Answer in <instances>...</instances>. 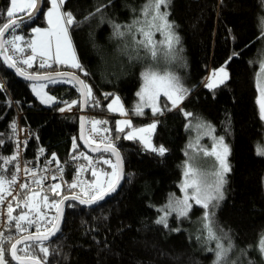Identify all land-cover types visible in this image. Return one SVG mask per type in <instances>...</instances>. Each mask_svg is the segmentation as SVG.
Here are the masks:
<instances>
[{
  "label": "trees",
  "instance_id": "obj_1",
  "mask_svg": "<svg viewBox=\"0 0 264 264\" xmlns=\"http://www.w3.org/2000/svg\"><path fill=\"white\" fill-rule=\"evenodd\" d=\"M144 4L145 0H65L63 11L82 22L79 26L69 25V33L83 71L55 64L53 68L34 66L24 70L16 64L29 75L65 71L79 75L91 89L87 112L94 113L99 121H107L101 126L114 137L124 164L123 184L116 194L93 206L66 203L55 237L20 245L17 254L20 258L36 257L42 264H213L214 253L206 249L214 245H204L202 239L203 218L192 228L174 229L171 222L167 227L156 223L161 216L158 206L180 192L184 150L189 139L187 125L200 121L211 124L229 145L230 170L224 198L216 201L218 206L209 212L217 235L227 233L231 238L229 258L234 264H264L257 250L264 234V157L257 154V145L264 139L256 87L264 56L259 26L264 9L260 0H169L167 10L179 37L177 46L183 59L181 80L186 95L178 106H163L162 115L147 113L140 117L134 114V109L145 65L125 54L126 39L114 35L112 23L132 24ZM50 6V0H43L37 18L12 29V35L23 37L19 44L24 49L21 53L29 55L33 29L46 26L44 14ZM10 7L11 0H0V30L10 23L4 14ZM4 45H8L7 39ZM223 67L228 79L213 89L207 88L209 74ZM0 73L7 86L6 89L0 84L3 157L12 154L11 128L18 113L21 123L31 132L26 158L35 163L43 158L66 163L77 155L92 156L80 144L81 98L72 81L45 82L46 92L54 99L47 105L33 93V83L13 73L1 58ZM114 94L122 98L134 127L157 123L153 143L166 149L163 155L147 150L140 141L127 139L124 132L117 131L116 117L107 108ZM69 106L75 109L74 113L63 112ZM94 157L113 159L108 153ZM104 167L107 165L100 169ZM11 174L12 168H6L0 160V176L8 179ZM24 191V196L33 197L39 209L46 206L32 194L39 193L40 199L46 197L45 201L54 203V207L68 194L80 196L50 187ZM201 210L196 208L193 214L199 216ZM187 224L183 221L184 226ZM17 239L4 244V258L9 264H16L8 249ZM40 244L48 249L47 255L40 251ZM22 248H26L27 256L20 251Z\"/></svg>",
  "mask_w": 264,
  "mask_h": 264
},
{
  "label": "snow or ice",
  "instance_id": "obj_2",
  "mask_svg": "<svg viewBox=\"0 0 264 264\" xmlns=\"http://www.w3.org/2000/svg\"><path fill=\"white\" fill-rule=\"evenodd\" d=\"M169 0H145V4L140 9L139 17L134 20V22L130 25L121 26L116 23H112V28L114 35L117 37H123L126 33L135 32L143 37V39L136 41L137 45L146 49L151 56L154 58L157 53V48L159 47L161 50L164 48H167L168 50H171L173 45L179 43V37L176 35V33L173 31L171 22L167 19V12L162 11V8L166 9L168 5ZM63 3V0H52V6L53 9L56 10V27L52 31H42L41 29H33L34 32L38 34V39L33 40L30 42L29 47L32 50V55L28 56L26 59L23 60L25 64H29L31 66V60L35 58V53L37 52L38 48L40 51V55H48L49 52L54 47V52L56 59L59 63H71V67L78 68L83 71L81 68V65L76 60L74 51L72 50L71 46V38L68 33V27L69 25H72L73 23H76L77 26H79V21H75V18L71 13H60L59 12V6ZM260 6L262 9H264V0H260ZM17 8V0H11V7L10 9L6 10L4 14H6L7 18L9 19L10 23H6L3 25V30H0V54H2L5 51V45L4 40L7 39V43L9 46H11L15 51L23 52L24 49L20 47L17 44V41H22L23 37L19 35H12V29L15 27H18V23L16 20L12 19ZM28 9L37 10V0H28L27 3ZM99 11V9H97ZM31 15V14H30ZM49 20L48 23L51 25L53 23L51 17L53 15L52 11H49L47 13ZM87 19V18H86ZM260 27H261V38H264V17H260ZM124 28V31H121V28ZM5 32H7L8 36H5ZM160 33V35L163 37L161 41L157 43V41L154 40V36L156 33ZM8 37H11L8 39ZM40 37H46V39H40ZM64 56V59H61V56ZM7 61H12L11 57L6 58ZM9 67H14L15 63L14 61L11 63H8ZM44 63L42 62L40 64V67H44ZM50 66V65H49ZM19 71V69H17ZM221 72H224V69H220ZM87 75L88 73H84ZM21 75H24V73H21ZM227 74L225 73V76ZM142 76V87L140 91H138L137 95L140 98L141 103H138L136 108L134 109L135 114H142V109L146 106L151 108V111L153 114L160 112L162 115L163 112L160 108L157 106V100L161 96L166 97L165 104H167L168 100L172 101V106L174 107L178 100L182 98V95H186V89H184L177 80L172 77L171 75L165 73L160 74L158 71L154 70V68H149L148 70L141 73ZM27 79H38L40 77H29L26 76ZM71 79L77 80L78 78L72 77ZM82 89H84V96L85 99L91 95V89L87 88L86 85H83L82 81H78ZM208 87H212V84H209ZM182 94V95H178ZM261 96L264 97V90L261 92ZM51 99V97H49ZM75 103V102H73ZM112 104H119V98L117 97ZM112 104L108 105V108L110 110L116 111L119 110L121 112V115H127L123 111L122 106L119 107V109H114L112 107ZM63 111V109H61ZM261 112L264 113V99L261 100ZM190 113H185V116H190ZM104 123L106 124L107 121H92L93 124V130H95V125ZM117 123L126 125L128 127L131 126V121H118ZM155 123L150 125L151 129L155 128ZM207 127V126H205ZM123 127L118 128L117 131H123ZM147 129H139V130H133L132 133L127 134L126 138L132 139L133 135L136 131L144 132ZM104 131H107V129H104ZM208 131H211L209 128ZM107 139V138H105ZM218 143L223 145V137H220L218 140ZM149 146L150 145H147ZM75 147V145H74ZM191 147V145H190ZM95 150V149H93ZM110 150L113 155L117 157V161L119 162V153L116 151L115 147L112 145H109L108 149H105V151ZM152 151H158L160 155H163L165 152V149L163 147L160 148H152ZM228 149L227 146H224V153L227 154ZM257 154L258 155H264V152L261 151L260 146L257 145ZM87 159V157H84ZM73 159H76V157H73ZM216 159L220 161V167L222 171L215 172L213 174L214 179L211 182V184L206 183H198L197 180L194 178V174L192 177L189 176V173L192 171L189 169L185 172L186 179L183 188L185 190V195L183 199H177L174 200L172 203L167 205L165 207V211L168 210L175 211L178 216H186L188 211L190 210L191 206L189 204V200H193L195 204L200 205L201 207L208 209L209 204L212 201H219L224 198V193L222 191L224 183H226L224 179V173L229 171L230 169L227 168L225 161L221 159L219 155L216 156ZM105 163H108V161H104ZM19 170V169H17ZM25 172L29 171L28 169H24ZM93 176L96 175V172L93 171ZM111 175L115 178H119L116 172V166H113V172ZM52 179H55V176L52 177ZM4 183H8L9 185L16 183L15 178L13 177L11 180L5 182L3 180H0V204L3 203L4 200V189L3 185ZM109 188L112 187L111 184L108 185ZM27 184H21V188H27ZM54 188H59V185H54ZM70 188H75L76 184L73 183L69 185ZM188 188H191V193H188ZM103 193L104 188L100 187L99 185L95 186V190L92 192V194L89 196V200H80V203H88L89 201H96L97 199H103ZM8 194H11V189L9 188ZM36 195V194H32ZM44 200L47 198L44 197ZM72 199H77V197H72ZM19 207V204L16 205ZM218 205L216 203H212V209L214 210ZM24 208L28 209V197L25 198L24 201ZM7 223L9 226H14L16 231L18 232H25L28 231L30 227L34 226V231L39 234L41 231V222L43 220V217L40 216L39 212L36 213L37 219H29V212L32 211V209H29L28 211L17 214L16 216H13V205L8 204L7 205ZM58 219V218H53ZM24 222V223H22ZM203 231H206V241L207 243L215 242L213 247H210L206 249L207 251H212L214 253V260L213 264H234V261L229 258V253L232 250L233 244L231 242V238L228 236L227 233H224L223 236L217 235L216 226L214 224V221L210 218L209 213H205L203 216ZM157 224H162L164 227H167V215L161 217L156 221ZM47 224H51L53 228H56L55 224H52V220H48L46 222ZM223 231V230H220ZM48 237L45 236L43 239H47ZM11 237H4L2 234H0V264H6L4 254H5V248L4 244L10 242ZM42 238L39 235H31L24 237V239L16 240V243H12L10 248L8 249L9 255L12 260L21 261L20 256L17 254V245L18 244H24L26 240L31 241H40ZM224 241L227 242V246L225 245ZM39 249L41 252L45 253L47 255L48 249L44 247L42 244L39 245ZM257 250L264 256V234H262L261 239L258 241ZM20 251H24L27 256V250L26 248L20 249ZM33 264H39V260L36 257H32Z\"/></svg>",
  "mask_w": 264,
  "mask_h": 264
},
{
  "label": "rangeland",
  "instance_id": "obj_3",
  "mask_svg": "<svg viewBox=\"0 0 264 264\" xmlns=\"http://www.w3.org/2000/svg\"><path fill=\"white\" fill-rule=\"evenodd\" d=\"M27 1L28 0H17V8L22 6V4L26 3ZM50 1H51V6L49 9H47V11L44 14V18H45L47 27L46 26L36 27L34 29L39 28L42 31H45V30L52 31L55 29V27H56V10L53 9L52 0H50ZM64 1L65 0H63V2ZM58 4H59V0H58ZM17 8H16V10H17ZM32 10L33 9H31V11ZM49 10L52 11V13H53V15L51 17L53 23L51 25L49 23L47 24V20H46V15L49 12ZM58 10L60 13H65L62 10L61 4H60ZM31 11H29V12H31ZM162 11L167 12V19L169 20V12H168L167 8L166 9L162 8ZM260 17H264V13H262L260 15ZM48 20H49V17H48ZM259 26H260V19H259ZM67 27H68V33H69V26H67ZM172 28H173V26H172ZM121 31H124L123 27L121 28ZM173 31H174V29H173ZM34 33L36 34V36L34 35ZM15 35L21 36L20 34H15ZM69 36H70V33H69ZM123 37L126 39V41L124 43L125 54L133 56L134 58H136V61H143V64L145 65V67L143 68L142 72L148 70L149 68H154V70L158 71L160 74L167 73V74L171 75L172 77H174L177 80V82L184 89H186L185 84L181 80V78H182L181 69L183 68V59H182L181 53L178 49V46H177L178 44L173 45L171 50H168L167 48H164L163 50H161L158 47L156 56L153 58L151 56V54L146 49L137 45L136 41L143 39V37L140 36L139 34H137L135 32V30H133V32L126 33ZM37 39H38V34L33 31V36H32L31 41L37 40ZM40 39H46V37H40ZM162 39H163V37L160 35V33L157 32L154 36V40L157 41V43H158ZM18 42L19 41H17V43ZM71 46H72V50L74 51L72 41H71ZM30 51H32L31 48H30ZM35 55L45 59V61H47V60L52 61L53 57H55L54 47L49 52L48 55H44V56L40 55V51L38 48ZM62 57L65 58L63 55H62ZM76 60H77V58H76ZM57 66H61V65H57ZM70 68H73V67H70ZM74 69H77V68H74ZM220 69H222V68H220ZM220 69L215 70L209 74L208 80L206 81V87L207 88L213 89V88L223 84L228 79L227 70L223 67L224 72H221ZM225 73L227 74L226 76H225ZM209 84H212L211 88L208 87ZM141 87H142V76H141V85L139 86L138 91H140ZM256 87H257V92H258L257 104L259 107L260 116H261L262 120L264 121V113L261 112V100L264 99V97L261 96V92H262V90H264V56L262 57V59L260 61V67H259V70L257 73V78H256ZM31 89H32L33 93L44 104L50 105L54 102V99L46 92L44 83H33L31 85ZM138 91H137V93H138ZM178 95H182V94H178ZM49 97H51V99H49ZM117 97L119 98V104L118 105L112 104V102ZM184 97H185V95H182V98L178 100V102L175 106H178L183 101ZM164 99L166 100V97L161 94V96L157 100V106L161 110H162L163 106L168 107V104H170L172 106L171 100H168L167 104H165ZM138 103H141V101H140L139 96L137 95V98L135 100V108H136ZM109 104H112V107L114 109H119V107L122 106L123 111L125 113H127V115H121V112L119 110H116V111L110 110L108 108ZM107 108H108V111L110 113L114 114V116L116 117L115 123H116L117 129L123 127L124 130L119 131V132H124L125 138H126V135L132 133L133 130L147 129L144 132L136 131L135 134L133 135L132 140L140 141L143 144V146L147 150H150V151H152V148L158 149L160 147H163V146L158 147L153 143V134H154L155 129L157 127V123L155 122L156 126L154 129L150 128V125H152L153 122H150L149 124L142 126V127H138V128L134 127L132 117H131L132 115L128 111V109L126 108V106L124 105V103L122 101V98L118 94L113 95V97L110 99V101L107 104ZM147 113L151 114V115H157L160 112L153 114L151 111V108L146 106L142 109V114H135V113L134 114L137 116L143 117ZM118 121H131V126L128 127L126 125L119 124V123H117ZM205 126H207V127H205ZM209 128L211 129V131H208ZM187 129L189 130V139H188V142H187L185 150H184L185 159H184V162L182 165V178H181V181L179 182L180 192L178 194H175L174 197H171L170 199H168L167 202L164 203L163 205L158 206V210H159L160 215H161V216H159V219L161 217L167 215V223L168 222L173 223L174 229L192 228L193 226L197 225L199 219L203 218V216L206 212L209 213L211 211L212 203L216 202V201L210 202L209 208L205 209L203 207L201 208L200 205L195 204V202L193 200H189V204L192 206H191L190 210L188 211L187 215L183 216V217L178 216L175 211L168 210L166 212L165 207L167 205L172 203L174 200L183 199V197L185 195V190L183 188V185H184L186 179H188L185 177V172L188 171L189 169H191L192 171L189 173L190 177H192L194 174V178L197 180L198 183L211 184V182L214 179L213 174L215 172L222 171V169L220 167V161L216 159L217 155H219L221 157V159H223L225 161V164H226L228 169L230 167L229 166V145H228V143L224 137H223V145L218 143L219 138L222 136H219L215 133L213 126L211 124L206 123V122H200V121L189 122L187 125ZM87 139L89 140V142L92 145H97V146L103 145L100 142H96L95 140H93L91 138H87ZM146 144L150 145V147L146 146ZM190 145H191V147H190ZM258 145L260 146L261 151L264 152V139ZM224 146H227V149H228L227 154L224 153ZM165 151H166V149H165ZM154 152L159 153L158 151H154ZM261 156L264 157V155H261ZM102 159H103V162L108 161V163L104 162L107 165V167L106 168L104 167V168H101V169L95 171L96 172V175H95L96 179L92 183V186L94 188L96 185L103 187L104 193H105L107 190L110 189L108 185L111 184L113 186L117 180V178H115L111 175V173L113 172V166H116V164H115L114 159H112V158L102 157ZM116 172H117V168H116ZM227 173H228V171L224 173L225 181H226ZM3 187H4V185H3ZM224 187H225V183H224L223 188H222L223 193H224ZM187 191H188V193H191L192 189L188 188ZM79 194H80V196H77V197H81V198H84L85 200H89L88 195L83 194V193H79ZM35 196L38 200H40V202H43L45 204L46 208H49V203L43 199H40L39 193H36ZM68 196H71V195L68 194ZM73 196H76V195H73ZM196 208L202 209L201 214L199 216H195V214H193V212ZM51 214L53 215V217H56L57 206H55V207L53 206V208L51 210ZM183 221L188 223L187 226L183 225ZM201 223L202 224L200 227L203 228L204 222L201 221ZM49 231H50V229L44 230V231L40 232L39 234H46ZM35 234H37V233H35ZM206 235H207L206 231H204L203 237H202L204 245H207V246L210 244L214 245L215 244L214 241L210 242V243L205 242L206 241ZM261 256H262V254H261ZM262 257L264 259V256H262ZM6 264H9V263L6 261Z\"/></svg>",
  "mask_w": 264,
  "mask_h": 264
},
{
  "label": "built area",
  "instance_id": "obj_4",
  "mask_svg": "<svg viewBox=\"0 0 264 264\" xmlns=\"http://www.w3.org/2000/svg\"><path fill=\"white\" fill-rule=\"evenodd\" d=\"M6 52L9 57L12 58L15 64H18L22 69L29 70L34 66H39L43 62L44 67L53 68L54 64L45 61V59H38L34 63L25 64L24 59L28 55H25L21 52L15 51L11 46L7 45ZM50 65V66H49ZM0 84L7 89L6 83L0 73ZM64 113H74L75 109L72 106L65 107ZM95 114L91 112H86V138H91L96 142H100L103 145H112L116 147L114 137L108 132L104 131L100 124L95 125V130H93L92 121H96ZM13 135V147L12 154L9 157H3L1 153L0 146V160L6 168H12V174L10 178L4 179L0 176V180L5 182L11 180L13 177L16 180V183L9 185L8 183L4 184V200L0 204V234L4 237L20 238L22 236H27L29 234H35L34 226L30 227L28 231L18 232L14 226H9L7 223V205H13V216L17 214H22L29 209H32L29 212V219H37L36 213L39 212L40 216L43 217L41 222V231L52 229L51 224H47L48 220H52V224H55L56 217H53L51 210L53 204L49 202V208L39 209L35 205V200L33 197H28V209L24 208V201L26 196H24V190L32 189L35 187H50L54 190H66L69 192L83 193L88 196L92 194L95 188L92 186V179L90 178L93 171H97L100 167L105 164L102 158L88 156L87 159L77 155L76 159H72L70 162L60 163L53 159H45L42 161L36 162L32 159L25 157V150L27 143L31 137L30 128L24 126L20 121V113L17 114V120L12 126ZM0 135L2 133L0 132ZM107 138V139H105ZM40 158L43 157V154L39 155ZM19 169V170H17ZM24 169L29 171L25 172ZM55 176V179L52 177ZM75 183V188H70L69 185ZM21 184H27V188H21ZM59 185V188H54V185ZM9 188L11 189V194H8ZM19 204V207L16 205ZM56 203L55 206H57ZM24 223V222H22ZM10 239V240H11Z\"/></svg>",
  "mask_w": 264,
  "mask_h": 264
},
{
  "label": "water",
  "instance_id": "obj_5",
  "mask_svg": "<svg viewBox=\"0 0 264 264\" xmlns=\"http://www.w3.org/2000/svg\"><path fill=\"white\" fill-rule=\"evenodd\" d=\"M42 4H43V0H37V10H32L31 12H29L28 14H26L25 16H21V17H17L14 20L17 21L18 25L21 22H24L26 20H32L35 19L39 16L40 10L42 9ZM31 14V15H30ZM5 36L7 37L8 34L7 32H5ZM5 41V40H4ZM8 57V54L5 51L0 54V58L2 59V61L4 62V64L16 75H18L19 77H21L22 79L31 82V83H45V82H49V81H53V80H57V79H67L72 81L79 89V94H80V98H81V114H80V131H79V140H80V144L81 147L84 149V151L89 154V155H98L101 153H108L110 155H112L115 164H116V168H117V175H118V179L116 180L115 184L109 189L107 190L105 193H103V199H97L96 201H89L88 203H80V200L84 198L81 197H77V199H72V197H74L73 195L71 196H66L64 197L58 204L57 206V214H56V221H55V225L56 228H52L48 233L46 234H32V235H39L42 239L40 241H31V240H26L24 242V244L26 243H32V242H42V241H48L51 240L52 238L55 237V235L57 234V232L59 231L62 221H63V217H64V208L66 203L68 202H76L79 203L80 205L83 206H93V205H97L100 202L104 201L105 199H107L108 197L116 194L122 187L123 184V176H124V164H123V159L121 156L120 151L118 150L117 147H115L116 151L119 153V162L117 161V157L115 155L112 154V152L110 150L105 151V149L109 148V145H92L89 140L86 138V112H87V104H88V97L87 99H85L84 96V89H82L81 84L78 81H82L81 77L77 74H75L74 72L71 71H65V72H60V73H48V74H42V75H29L24 73L18 66L14 67H9L8 63H11L12 61H7L6 58ZM17 69H19V71H17ZM21 73H24V75H21ZM26 76L29 77H40L38 79H27ZM72 77H76L78 78L77 80H73L71 79ZM83 85L84 82H83ZM95 149V150H93ZM87 201V200H86ZM28 236V235H27ZM47 236V239H43V237ZM24 237L26 236H22L18 239L22 240L24 239ZM17 239V240H18ZM16 243V241L14 242ZM20 245L23 244H18L17 245V249ZM16 264H33V260L30 258H21V261H15L13 260ZM39 264H42L39 262Z\"/></svg>",
  "mask_w": 264,
  "mask_h": 264
},
{
  "label": "crops",
  "instance_id": "obj_6",
  "mask_svg": "<svg viewBox=\"0 0 264 264\" xmlns=\"http://www.w3.org/2000/svg\"><path fill=\"white\" fill-rule=\"evenodd\" d=\"M27 3H28V1H27L26 3H24V4H22V6L18 7L17 10H16V13L14 14V16H18V15H21V14H23V13H25V12H29V11H31V9H28V8H27ZM63 3H64V2H63ZM63 3L61 4V6L63 5ZM62 10H63V8H62ZM49 11H50V10H49ZM46 20H47V24H48V16H47V15H46ZM46 27H47V26H46ZM46 27H45V28H46ZM34 35L36 36L35 33H34ZM20 42H22V41H19L17 44H20ZM72 45H73V43H72ZM73 49H74L75 57L77 58V54H76V52H75V48H74V46H73ZM30 55H32V51H30V53H29L28 56H30ZM28 56H27V57H28ZM38 59H43V58H41V57L35 55V58H34L33 60H31V62L34 63V62L37 61ZM61 59H64V58L61 56ZM47 61L50 62V63H52V64H55V65H61V66L71 67V63H70V62H69V63H59V62L57 61V59H56V56L53 57V60H52V61H50V60H47ZM77 61H78V58H77ZM78 62H79V61H78ZM79 64H80V63H79ZM95 179H96V178H95V176H94V178L91 180L92 183L94 182Z\"/></svg>",
  "mask_w": 264,
  "mask_h": 264
}]
</instances>
